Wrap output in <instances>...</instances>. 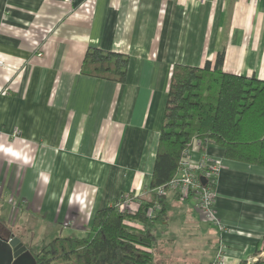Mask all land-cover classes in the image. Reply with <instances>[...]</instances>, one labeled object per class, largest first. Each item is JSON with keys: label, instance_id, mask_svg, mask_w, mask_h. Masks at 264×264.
<instances>
[{"label": "crops", "instance_id": "0c3cea01", "mask_svg": "<svg viewBox=\"0 0 264 264\" xmlns=\"http://www.w3.org/2000/svg\"><path fill=\"white\" fill-rule=\"evenodd\" d=\"M89 48L127 55L126 80L86 74ZM218 55L222 71L264 81L263 1L0 0V235L27 247L50 227L85 235L123 194L133 199L120 212L134 214L151 199L174 65L214 67ZM204 150L222 158V229L168 190L152 264H211L220 245L224 264H240L264 240V168Z\"/></svg>", "mask_w": 264, "mask_h": 264}, {"label": "trees", "instance_id": "16d2710c", "mask_svg": "<svg viewBox=\"0 0 264 264\" xmlns=\"http://www.w3.org/2000/svg\"><path fill=\"white\" fill-rule=\"evenodd\" d=\"M128 59L89 48L85 73L123 83ZM222 62L218 55L214 67L174 65L148 189L151 200L132 215L112 203L95 212L85 235H59L39 249L29 245L37 264H152L155 238L150 227L165 211V194L159 190L178 173L187 149L201 153L209 141L231 161L264 168V81L224 72ZM197 141L200 146L195 148ZM128 219L141 222L144 231L127 227ZM263 251L264 240L251 259L240 264H264Z\"/></svg>", "mask_w": 264, "mask_h": 264}, {"label": "built area", "instance_id": "2783aa9c", "mask_svg": "<svg viewBox=\"0 0 264 264\" xmlns=\"http://www.w3.org/2000/svg\"><path fill=\"white\" fill-rule=\"evenodd\" d=\"M64 1L70 2L72 0ZM254 1L264 2V0ZM209 145L213 144L206 141L204 148ZM199 146L200 142L197 141L195 143V148H198ZM221 160L222 158H217L213 154H209L206 150L201 153L193 149L185 150L178 173L165 185V188L159 190V194L163 195L166 191L170 190L176 192L179 196L190 200L207 222L216 225L218 229L221 230L222 225L216 215L217 194L215 190L217 177L221 172ZM200 176L206 179L205 185L201 183L199 179ZM132 199V195L123 194L114 201V204L119 211H121L124 205L129 204ZM147 215L148 217L152 216L151 208ZM226 256V247L220 245L211 264H224Z\"/></svg>", "mask_w": 264, "mask_h": 264}, {"label": "water", "instance_id": "95a60500", "mask_svg": "<svg viewBox=\"0 0 264 264\" xmlns=\"http://www.w3.org/2000/svg\"><path fill=\"white\" fill-rule=\"evenodd\" d=\"M199 179L203 185L206 184L204 177L200 176ZM5 242L10 244V252L2 249L1 245ZM0 264H36V260L31 251L18 238L6 239L0 235Z\"/></svg>", "mask_w": 264, "mask_h": 264}, {"label": "rangeland", "instance_id": "374dc122", "mask_svg": "<svg viewBox=\"0 0 264 264\" xmlns=\"http://www.w3.org/2000/svg\"><path fill=\"white\" fill-rule=\"evenodd\" d=\"M23 220L27 221V224H28L29 219L27 216H24ZM25 228H28V226H26ZM26 235L32 236L35 240L34 244H31V247L34 249H39L42 246H46L49 243V241L52 240L53 238L58 237L59 233L55 232L53 227H50L49 229H47V232L44 231L43 233H41V232L36 231L35 233H31L30 235L26 234ZM63 236H70V234L64 233Z\"/></svg>", "mask_w": 264, "mask_h": 264}, {"label": "flooded vegetation", "instance_id": "af4514ba", "mask_svg": "<svg viewBox=\"0 0 264 264\" xmlns=\"http://www.w3.org/2000/svg\"><path fill=\"white\" fill-rule=\"evenodd\" d=\"M3 238H6V239H12V238H14L13 237V235H11V234H9L8 236H3V235H1ZM10 241V240H9ZM2 249L4 250V251H6V252H10V250H11V247H10V244H8V242H5V243H3L2 245ZM26 248H27V246H26ZM28 250H29V248H27ZM35 260H36V264H37V259L35 258Z\"/></svg>", "mask_w": 264, "mask_h": 264}]
</instances>
